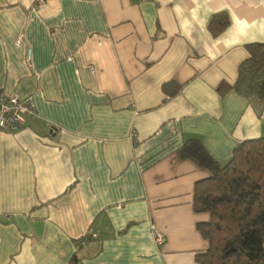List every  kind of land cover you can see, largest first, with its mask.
Segmentation results:
<instances>
[{
    "label": "crops",
    "instance_id": "obj_1",
    "mask_svg": "<svg viewBox=\"0 0 264 264\" xmlns=\"http://www.w3.org/2000/svg\"><path fill=\"white\" fill-rule=\"evenodd\" d=\"M37 1L0 0V94L36 111L0 133V264H197L210 175L178 150L222 165L264 138V100L217 91L264 43V0Z\"/></svg>",
    "mask_w": 264,
    "mask_h": 264
},
{
    "label": "trees",
    "instance_id": "obj_2",
    "mask_svg": "<svg viewBox=\"0 0 264 264\" xmlns=\"http://www.w3.org/2000/svg\"><path fill=\"white\" fill-rule=\"evenodd\" d=\"M228 25L227 14L220 12L212 16L208 29L216 36ZM246 48L248 58L238 66L234 84L221 83L217 91L264 100V43ZM178 156L210 175L196 183L193 193L194 211L209 216L208 222L197 225L208 248L195 256L196 263L264 264V138L241 142L222 165L198 139L187 140Z\"/></svg>",
    "mask_w": 264,
    "mask_h": 264
},
{
    "label": "built area",
    "instance_id": "obj_3",
    "mask_svg": "<svg viewBox=\"0 0 264 264\" xmlns=\"http://www.w3.org/2000/svg\"><path fill=\"white\" fill-rule=\"evenodd\" d=\"M42 2V0L37 1L39 4ZM34 116H36V111L32 97L20 98L16 95L0 94V133H16L24 126L25 118H33ZM131 136L135 137L133 131ZM150 235L157 247H160L165 241L164 235L155 227H151ZM94 238L96 235H89V239ZM87 241L88 238H84L81 245H85Z\"/></svg>",
    "mask_w": 264,
    "mask_h": 264
}]
</instances>
